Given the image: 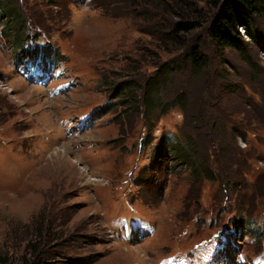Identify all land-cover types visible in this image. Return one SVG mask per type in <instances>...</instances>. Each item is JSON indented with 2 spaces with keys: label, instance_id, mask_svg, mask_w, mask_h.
<instances>
[{
  "label": "rangeland",
  "instance_id": "374dc122",
  "mask_svg": "<svg viewBox=\"0 0 264 264\" xmlns=\"http://www.w3.org/2000/svg\"><path fill=\"white\" fill-rule=\"evenodd\" d=\"M7 1L24 21L0 15L7 264H264V12L242 53L210 39L202 0ZM160 139L224 178L151 163Z\"/></svg>",
  "mask_w": 264,
  "mask_h": 264
},
{
  "label": "trees",
  "instance_id": "16d2710c",
  "mask_svg": "<svg viewBox=\"0 0 264 264\" xmlns=\"http://www.w3.org/2000/svg\"><path fill=\"white\" fill-rule=\"evenodd\" d=\"M202 1L211 5L216 10L212 15V19L209 23L208 34L210 36V39L221 48L230 47L244 53V41L241 37L240 32L238 31V28L241 27L242 29H244L245 33H247V36H249L250 38H255V33L252 30L253 20L256 15L264 12V0ZM17 10L19 9L17 8ZM17 10L11 7L7 0H0V15L2 17H7V20L11 19L12 21H15V23L18 24V27H24V21L21 13L20 11L19 13H17ZM4 13H7V16H5ZM195 26L196 22L193 21H178L175 24V27L168 32L170 39L176 43L182 44L179 33L191 31ZM6 31L4 32L6 33ZM186 55L188 62L191 64L194 70L199 71L204 68L206 64L205 57L200 51L198 45H193ZM153 81L156 80L151 79L147 81V83L145 84V93H149L150 91L151 94L154 93L156 84ZM125 87L131 89L130 85H125L122 89H125ZM167 146L163 139H160L156 143L151 163H153L154 160L157 161V159L160 158V156L166 151L171 150L172 152H174V157L176 159H179L180 162L189 163L193 166L192 171L194 172V174L192 173V177L201 176L208 179H216L219 175L221 180L224 178L223 176L225 175L220 172H218L219 174H217L215 178L213 172L209 171V161L205 159L203 161H198L199 159L195 158V148L193 147V143H191L189 140H186L185 144L183 145L172 143L167 144ZM217 168L220 170L219 167ZM226 178H228V175H226ZM233 184L238 185L236 181H234ZM251 224V227H253L254 229L255 224L253 222ZM7 261V256L0 254V264H7ZM23 264L32 263L29 262V260H24Z\"/></svg>",
  "mask_w": 264,
  "mask_h": 264
},
{
  "label": "built area",
  "instance_id": "2783aa9c",
  "mask_svg": "<svg viewBox=\"0 0 264 264\" xmlns=\"http://www.w3.org/2000/svg\"><path fill=\"white\" fill-rule=\"evenodd\" d=\"M239 28H241V27H239ZM242 29V28H241ZM242 31H244L245 32V30L244 29H242Z\"/></svg>",
  "mask_w": 264,
  "mask_h": 264
}]
</instances>
